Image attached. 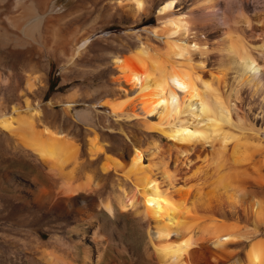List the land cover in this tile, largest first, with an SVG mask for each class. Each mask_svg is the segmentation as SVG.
<instances>
[{"label": "bare ground", "instance_id": "obj_1", "mask_svg": "<svg viewBox=\"0 0 264 264\" xmlns=\"http://www.w3.org/2000/svg\"><path fill=\"white\" fill-rule=\"evenodd\" d=\"M49 3L14 0V12L20 11L23 17L9 19L10 23L31 41L35 36L41 38V23L48 27L54 22L64 25L65 21L63 16L47 15ZM245 4L244 0H224L223 4L214 0H76L67 14H90L94 29L124 17L137 24L154 6L163 5L158 8V26L146 30L144 36H135L137 42L126 47L128 58H112L120 75L116 80L118 93L124 97L133 94V108L125 113L122 110L128 105L123 107L119 101L109 108L114 116L123 112L170 144L160 149L155 142L147 151L133 148L116 158L109 155V144L90 128L92 137L86 151L72 152L74 146L67 133L53 128L57 120L46 122L42 109L30 107L24 93L23 109L0 106V132L16 137L18 143L12 141L14 153L37 154L51 171L57 169L62 174L59 178L63 177L58 194L27 189L26 208L13 207L10 212L17 224L27 227L38 223L42 213L75 222L97 218L86 213L99 184H94L96 190L91 189L88 180L82 183L73 177L75 170L87 164L100 178L129 185L127 190L119 186L113 201L101 205L110 223L117 226L120 217L129 216L143 234L145 245L133 263L264 264V142L251 145L247 135L224 128L260 135L264 126V6L257 20L244 16L240 27L231 16L241 13ZM21 23L30 26L25 28ZM0 35L14 41L3 26ZM34 81L40 85L39 80ZM34 87L27 82L28 93ZM179 93L185 95L181 101ZM206 94H211V98L206 97L210 102L203 97ZM71 104L66 102L64 113ZM88 113H75V120L84 121L87 128L88 120L82 118ZM153 115L158 116L156 123L149 121ZM256 118L260 129L255 127ZM240 148H251L257 154L243 163ZM0 176L14 192V176L3 171ZM98 226H93L91 239L81 242L83 264H103V253L95 258L91 255L92 247H103ZM109 238L112 244L122 240ZM34 243L41 249L45 264H75L76 258L68 251L60 254L45 248L57 243L55 237L46 242L34 239ZM238 247L242 249L235 258ZM116 254L118 257L117 250ZM117 264L127 263L120 260Z\"/></svg>", "mask_w": 264, "mask_h": 264}, {"label": "rangeland", "instance_id": "obj_2", "mask_svg": "<svg viewBox=\"0 0 264 264\" xmlns=\"http://www.w3.org/2000/svg\"><path fill=\"white\" fill-rule=\"evenodd\" d=\"M0 1L3 3H0V26L6 28L8 34L14 37L13 42H8L4 35H0L1 107L10 109L15 106L23 109L25 107L24 93H27L29 106L42 109L43 114H45L43 119L46 122H51V119L57 120L52 127L67 133V138L74 146L72 152L84 153L86 151L88 140L92 137L91 129L95 130L99 139L109 144L112 148L109 155L111 154L112 157L116 158H118L119 153L132 151L133 148H142V151H147V148L155 142L160 146V149L170 144V141L160 138L154 130H144L143 126L136 120L125 117V113L130 112L133 108L131 101L134 98H132L133 94L124 97L118 93L116 80L120 75L112 59L114 55L123 59L128 58L130 54L126 47L137 42L135 36H144L146 30L158 26V8L163 5L154 6L150 13L142 17L137 24H133L124 17L122 20L116 19L113 24L94 29L90 14H67L75 5L76 0H50L47 15L49 17L63 16L64 25L54 22L47 27L41 23L39 31L43 34L42 37L35 36L31 41L13 27L14 23H10L9 19L13 18L19 21L18 18L23 17L20 11L14 12V0ZM244 2H246L247 7L245 6L241 13L231 16V20L240 27L243 26L244 16L257 20L258 16H261L258 11L264 6L262 0H244ZM214 3L223 4L224 0H214ZM74 17L80 19L79 22L74 21ZM69 21L72 22L69 23ZM34 22L32 20L31 24ZM23 26L27 28L30 24L25 23ZM119 42L124 43L122 48L119 47ZM34 79L39 80L42 87L37 85L36 82L38 81H34ZM26 81L35 84L37 87L32 88L28 93ZM124 87L129 89L128 86L124 85ZM182 95L178 94L180 101ZM207 95L211 98V94H206L203 96L206 100ZM126 98L130 100L127 101ZM67 101H71L72 104L69 112L64 113ZM116 101L117 103L119 101L123 107L128 105L124 108L125 110H122L125 112H122L124 115L121 112H119L121 115L119 114L117 117L112 114L109 106L117 104ZM104 104L106 106H103ZM99 106L105 107L107 110L105 111ZM247 106L254 105L247 104ZM84 110L87 113L90 111L87 116L82 118L89 121H87L89 128L86 127L84 121L81 124L75 120V113ZM149 121L156 123L158 116L153 115ZM255 121L256 129H260L259 118H256ZM38 128L42 129L41 126ZM224 128L230 129L237 135H247V140L251 145H254L258 140L264 142V126H261L259 130L260 135L249 131H238L227 126ZM16 140V137L0 132V175L3 171L14 176V192L10 183L0 176V264H45L40 256L41 249L36 246L34 239L46 242L50 240V236L55 237L57 243L48 244L45 247L48 251L54 250L60 254L68 251L71 255L73 254L72 257L76 258L75 264H83L82 243L85 242V239H91L92 228L96 225H99L96 232L98 238H101L99 241L102 242L103 247L102 249L92 247V257L95 258L98 253H103V264H117L120 260H125L127 264H135L133 261L136 259V255L145 245L143 234L133 225L129 216L120 217L116 226V223H110L103 210V204L113 201L114 197L118 195L119 186L122 185L127 190L129 185L127 182L120 181L117 183L111 179L100 178L93 167L87 164H82L79 170H75L77 174L74 171L73 177L82 183L88 180L91 189H99V191L96 190L98 196H94V201L88 206L86 213L87 215L96 214L97 218L84 217L83 222H75L71 218L63 219L52 213H42V215L38 214L39 217L41 216L38 223H33L27 227L17 224L16 216H10V212L13 207L14 210L18 207L26 208L24 198L30 196L26 192L27 189L58 194L62 189L63 176L59 178L62 174L57 169H53L56 171L54 174V171H51L37 154L14 153L12 144L13 142L17 144L18 141ZM240 151H243L241 152L243 163H249L257 154V151L251 148L247 151L240 148ZM192 152L193 150L190 153ZM85 167L86 169H84ZM57 172L60 174H58L59 176ZM87 175H92L91 181L89 180L90 176L88 178ZM85 179L86 181H84ZM94 184L99 185L96 188ZM101 203L103 204L101 205ZM25 216L31 219L29 215ZM90 223L92 224L90 225ZM109 237L121 238L122 240L120 243L116 241L112 244ZM240 248L242 249V247L236 249L238 251H236L235 258L239 257ZM116 250L119 252L118 257Z\"/></svg>", "mask_w": 264, "mask_h": 264}, {"label": "water", "instance_id": "obj_3", "mask_svg": "<svg viewBox=\"0 0 264 264\" xmlns=\"http://www.w3.org/2000/svg\"><path fill=\"white\" fill-rule=\"evenodd\" d=\"M99 108H101V109H103L105 111L107 110L105 107H102V106H99Z\"/></svg>", "mask_w": 264, "mask_h": 264}]
</instances>
